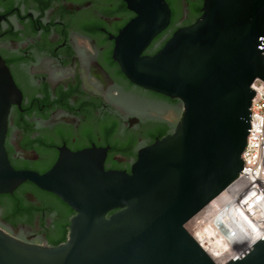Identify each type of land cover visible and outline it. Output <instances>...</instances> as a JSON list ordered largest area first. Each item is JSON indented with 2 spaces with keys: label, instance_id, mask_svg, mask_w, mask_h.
<instances>
[{
  "label": "water",
  "instance_id": "95a60500",
  "mask_svg": "<svg viewBox=\"0 0 264 264\" xmlns=\"http://www.w3.org/2000/svg\"><path fill=\"white\" fill-rule=\"evenodd\" d=\"M120 1L134 17L112 38V61L130 84L178 100L180 119L137 151L129 172L105 170L108 148L95 146L59 148L41 174L15 170L4 140L21 93L0 58V195L29 183L74 213L56 247L0 229V264H216L185 225L243 170L251 85L264 82V0H203L152 55L143 52L169 26L168 4ZM224 264H264V236Z\"/></svg>",
  "mask_w": 264,
  "mask_h": 264
},
{
  "label": "flooded vegetation",
  "instance_id": "af4514ba",
  "mask_svg": "<svg viewBox=\"0 0 264 264\" xmlns=\"http://www.w3.org/2000/svg\"><path fill=\"white\" fill-rule=\"evenodd\" d=\"M193 4L181 0L177 29L191 24ZM133 17L120 0H0V58L21 93L4 140L13 168L45 172L59 148L95 146L108 148L105 170L129 172L139 149L172 133L180 102L130 84L112 61V38ZM155 52L151 42L143 55ZM51 225L44 213L7 225L0 207V229L24 243L49 246Z\"/></svg>",
  "mask_w": 264,
  "mask_h": 264
},
{
  "label": "built area",
  "instance_id": "2783aa9c",
  "mask_svg": "<svg viewBox=\"0 0 264 264\" xmlns=\"http://www.w3.org/2000/svg\"><path fill=\"white\" fill-rule=\"evenodd\" d=\"M251 89L255 95L249 108L250 130H248L246 144L241 154L243 170L229 187L223 191H231L234 203L240 206L241 215L243 216L242 222L247 229L249 228L247 220L251 223H261L264 227V82L255 80L251 85ZM196 216L185 225L187 232L193 238L194 227L191 221ZM196 242L202 248L197 240ZM208 256L210 257V255ZM235 258H229L225 262Z\"/></svg>",
  "mask_w": 264,
  "mask_h": 264
},
{
  "label": "bare ground",
  "instance_id": "6f19581e",
  "mask_svg": "<svg viewBox=\"0 0 264 264\" xmlns=\"http://www.w3.org/2000/svg\"><path fill=\"white\" fill-rule=\"evenodd\" d=\"M242 217L240 206L234 203L231 191L227 190L191 221L194 238L217 264L235 258L263 237L264 227L261 223L247 220V229Z\"/></svg>",
  "mask_w": 264,
  "mask_h": 264
},
{
  "label": "trees",
  "instance_id": "16d2710c",
  "mask_svg": "<svg viewBox=\"0 0 264 264\" xmlns=\"http://www.w3.org/2000/svg\"><path fill=\"white\" fill-rule=\"evenodd\" d=\"M171 11V19L169 26L160 33L153 41L152 44L155 51L160 49L165 41L177 29V22L180 18V2L181 0H165ZM203 0H194L193 6L190 8V15L193 18V23L200 15V9ZM112 155L125 154L126 148L111 143ZM17 170L16 168H14ZM46 171V170H44ZM39 174L43 171L37 172ZM31 193L39 208L31 206L26 202L24 196ZM1 219L7 225H17L22 222H30L34 214L44 213L52 219L51 228L56 232V237L50 240L49 247H56L64 243L67 238L69 225V218L74 214L66 205L60 202L55 196L42 192L29 183H24L18 187L12 195H1Z\"/></svg>",
  "mask_w": 264,
  "mask_h": 264
}]
</instances>
